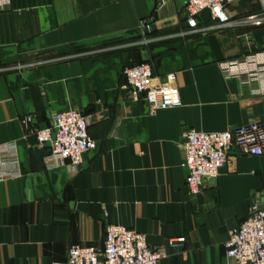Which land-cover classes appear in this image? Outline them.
I'll return each mask as SVG.
<instances>
[{
    "label": "crops",
    "instance_id": "obj_1",
    "mask_svg": "<svg viewBox=\"0 0 264 264\" xmlns=\"http://www.w3.org/2000/svg\"><path fill=\"white\" fill-rule=\"evenodd\" d=\"M158 1L0 0V146L16 147L0 181V264H67L71 245L101 250L109 224L163 249L160 264H234L225 243L255 202L264 205V156L228 163L191 197L180 145L185 130L264 123L259 84L222 71L264 50V25L245 21L262 5L238 0L225 7L230 24L207 31V12L191 30L186 0ZM142 62L152 84L176 75L179 107L149 114L131 100L122 71ZM69 110L90 116L96 150L78 168L49 170V145H36L24 119L46 129ZM179 237L175 250L168 241Z\"/></svg>",
    "mask_w": 264,
    "mask_h": 264
},
{
    "label": "built area",
    "instance_id": "obj_2",
    "mask_svg": "<svg viewBox=\"0 0 264 264\" xmlns=\"http://www.w3.org/2000/svg\"><path fill=\"white\" fill-rule=\"evenodd\" d=\"M238 0H186V27L196 30L198 17L207 12L215 25L207 31L227 27L230 19L225 7ZM262 10L245 18L246 23L264 25V0H258ZM140 27H146L144 21ZM226 78H237L244 84H259L255 93L264 95V50L223 66ZM125 89L132 101L146 102L148 113L172 109L181 105L174 73L165 77L161 84H152V69L142 62L123 68ZM91 118L76 110L56 113L52 125L38 129L28 116L24 124L30 128L40 148L49 145L45 166L55 170L68 164L78 168L83 157L96 150V142L88 135ZM181 166L186 171L185 188L189 196L202 192L205 184H214L219 171L228 163L232 166L240 157L264 156V123L252 121L224 132L205 133L185 130L182 133ZM15 144L0 146V181L10 178L9 169L16 163ZM106 214V213H105ZM169 246L181 250L184 237L170 239ZM168 255L161 248L148 244L145 235L121 224H109L105 230L103 248L85 247L78 244L68 249L67 264H160ZM225 257L234 264H264V205L255 202L248 215L230 231L225 243Z\"/></svg>",
    "mask_w": 264,
    "mask_h": 264
},
{
    "label": "water",
    "instance_id": "obj_3",
    "mask_svg": "<svg viewBox=\"0 0 264 264\" xmlns=\"http://www.w3.org/2000/svg\"><path fill=\"white\" fill-rule=\"evenodd\" d=\"M161 5V0H159L158 1V3H157V6L159 7ZM149 30H150V32H154L155 31V25H151L150 27H149Z\"/></svg>",
    "mask_w": 264,
    "mask_h": 264
}]
</instances>
